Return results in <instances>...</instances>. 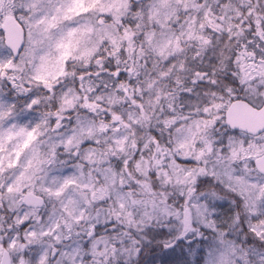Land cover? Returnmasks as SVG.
<instances>
[{"label": "snow or ice", "instance_id": "obj_1", "mask_svg": "<svg viewBox=\"0 0 264 264\" xmlns=\"http://www.w3.org/2000/svg\"><path fill=\"white\" fill-rule=\"evenodd\" d=\"M0 264H264V0H0Z\"/></svg>", "mask_w": 264, "mask_h": 264}]
</instances>
